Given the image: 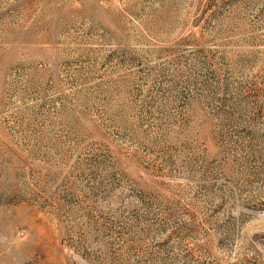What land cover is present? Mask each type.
<instances>
[{
  "label": "rangeland",
  "instance_id": "1",
  "mask_svg": "<svg viewBox=\"0 0 264 264\" xmlns=\"http://www.w3.org/2000/svg\"><path fill=\"white\" fill-rule=\"evenodd\" d=\"M0 264H264V0H0Z\"/></svg>",
  "mask_w": 264,
  "mask_h": 264
}]
</instances>
